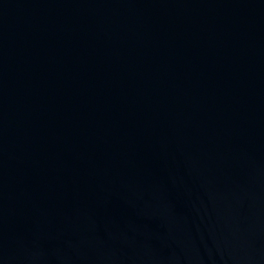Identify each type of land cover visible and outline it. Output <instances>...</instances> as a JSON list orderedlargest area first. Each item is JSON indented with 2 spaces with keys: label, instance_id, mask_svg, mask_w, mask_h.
I'll return each instance as SVG.
<instances>
[{
  "label": "water",
  "instance_id": "obj_1",
  "mask_svg": "<svg viewBox=\"0 0 264 264\" xmlns=\"http://www.w3.org/2000/svg\"><path fill=\"white\" fill-rule=\"evenodd\" d=\"M0 264H264V0H0Z\"/></svg>",
  "mask_w": 264,
  "mask_h": 264
}]
</instances>
